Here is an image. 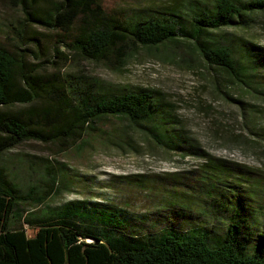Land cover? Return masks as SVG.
Wrapping results in <instances>:
<instances>
[{
  "label": "trees",
  "instance_id": "obj_1",
  "mask_svg": "<svg viewBox=\"0 0 264 264\" xmlns=\"http://www.w3.org/2000/svg\"><path fill=\"white\" fill-rule=\"evenodd\" d=\"M8 3L24 20L20 28H13L19 51L0 40V157L29 141L56 144L63 152L84 148L89 136L106 134L101 129L106 122L125 119L165 148L206 157L198 179L201 196L211 199H202L204 213H214L215 220L226 225L209 228L195 223L193 215L195 224L185 229H131L105 201H70L45 207L40 215L26 214L24 204L42 206L58 193L62 169L47 167L45 188L22 193L0 166V264H264V204L246 195L254 194L257 186L264 188V178L262 184L255 170L200 153L192 138L170 126L158 92L78 91L55 72L42 74L41 63L31 60L33 55L42 60L52 50L65 57L63 46L84 59L123 66L142 48L158 51L168 44L187 43L209 68L227 74L231 85L263 94V47L247 41L234 46L217 31L248 29L264 13V0H214L203 9H191L189 16L159 11L129 22L116 18L104 0ZM259 136L264 141V130ZM232 167L236 174L228 171ZM213 181L221 182V191L211 188ZM249 186L254 187L247 192ZM220 194L232 204L219 200ZM186 207L176 212L178 221L187 217ZM196 211L201 214L202 207Z\"/></svg>",
  "mask_w": 264,
  "mask_h": 264
},
{
  "label": "rangeland",
  "instance_id": "obj_2",
  "mask_svg": "<svg viewBox=\"0 0 264 264\" xmlns=\"http://www.w3.org/2000/svg\"><path fill=\"white\" fill-rule=\"evenodd\" d=\"M211 4L214 0H104L103 5L114 9L116 18L129 22L138 15L159 11L177 10V14L189 16L191 9ZM23 20L20 10L8 0H0V40L10 49L19 51L15 48L19 39L12 38L13 28H20ZM223 34L234 46L247 41L264 49V13L258 14L248 29L226 27L217 31L218 36ZM186 44L172 43L158 51L142 48L123 66L84 59L63 46L60 51L65 57L59 58L52 50L42 60L34 55L31 60L41 63L42 74L55 72L62 80L78 86V91L89 88L108 93L141 89L158 92L170 114V126L192 138L200 153L255 170L262 182L264 141L259 133L264 130V93L231 85L227 74L209 68ZM101 129L106 134L89 136L84 148L63 152L56 144L29 141L0 157V166L19 184L22 193L45 188L47 167L62 169L64 176L58 193L42 206L24 204L26 214L35 211L40 215L45 207L57 208L70 201H105L124 222L130 223L131 229L144 226L147 232H158L170 227L185 229L195 223L207 224L209 228L226 225L217 222L214 213H204L202 199H211L201 196L198 179L204 174L201 166L206 157L165 148L125 119L114 118ZM228 171L236 174L233 167ZM223 187L220 181L211 183L213 190L221 191ZM257 187L254 194H246L247 199L264 204V188ZM220 196L219 200L226 204L233 202ZM187 204L195 209L187 208ZM200 206L203 212L196 214ZM185 207L187 217L178 221L175 214ZM193 215L195 223L191 220ZM253 251V247L247 250L249 254Z\"/></svg>",
  "mask_w": 264,
  "mask_h": 264
}]
</instances>
